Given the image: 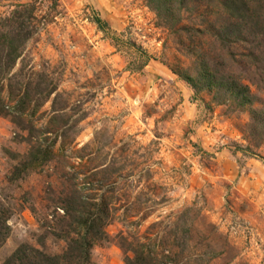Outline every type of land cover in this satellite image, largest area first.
Wrapping results in <instances>:
<instances>
[{"label": "rangeland", "instance_id": "374dc122", "mask_svg": "<svg viewBox=\"0 0 264 264\" xmlns=\"http://www.w3.org/2000/svg\"><path fill=\"white\" fill-rule=\"evenodd\" d=\"M0 264H264V0H0Z\"/></svg>", "mask_w": 264, "mask_h": 264}]
</instances>
